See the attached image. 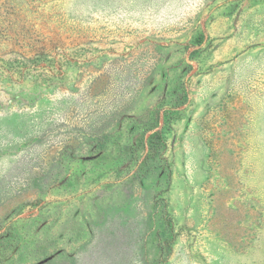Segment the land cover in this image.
<instances>
[{
  "label": "rangeland",
  "instance_id": "1",
  "mask_svg": "<svg viewBox=\"0 0 264 264\" xmlns=\"http://www.w3.org/2000/svg\"><path fill=\"white\" fill-rule=\"evenodd\" d=\"M0 264H264V0H0Z\"/></svg>",
  "mask_w": 264,
  "mask_h": 264
}]
</instances>
